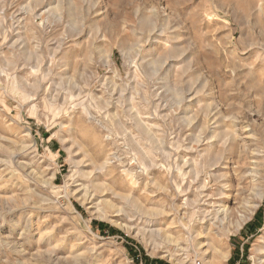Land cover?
<instances>
[{
	"label": "rangeland",
	"instance_id": "374dc122",
	"mask_svg": "<svg viewBox=\"0 0 264 264\" xmlns=\"http://www.w3.org/2000/svg\"><path fill=\"white\" fill-rule=\"evenodd\" d=\"M146 257L264 264V0H0V264Z\"/></svg>",
	"mask_w": 264,
	"mask_h": 264
},
{
	"label": "bare ground",
	"instance_id": "6f19581e",
	"mask_svg": "<svg viewBox=\"0 0 264 264\" xmlns=\"http://www.w3.org/2000/svg\"><path fill=\"white\" fill-rule=\"evenodd\" d=\"M217 137V136H216ZM216 140V139H215ZM217 143V142H216ZM218 155V154H217ZM221 156H220V158L219 159H217V160H212L211 161V159L210 160H206L205 161V163L206 164H208V165H210V166H215V165H218V164H220L221 165V160H222V155L223 154H220ZM229 155V154H228ZM219 156V155H218ZM229 157V156H228ZM239 157V156H238ZM213 158H215V157H213ZM224 158H226V157H224ZM243 158V157H242ZM226 160V159H225ZM225 162V161H224ZM204 166H207V165H204ZM203 170L202 171H197V172H195V174L193 173V175L191 176L194 180H193V182H196V183H201L202 182V176H203ZM202 173V174H201ZM196 186V185H195ZM224 187V186H223ZM191 188H193V184H190V186H189V189H191ZM226 188V187H225ZM229 188V187H228ZM250 188V187H249ZM204 188H202L201 189V191L203 190ZM227 189V188H226ZM225 190V189H224ZM228 190V189H227ZM244 190H247V187L244 189ZM244 190H243V193H244ZM188 192V191H187ZM191 193H194V192H191ZM242 191L239 193V195H234V199L235 200H237V201H241L242 200V198H241V196H242ZM200 194V193H199ZM224 194V193H223ZM198 195V194H197ZM260 196L262 197L263 196V193H261L260 194ZM227 197V200H228V198H230L231 196H226ZM238 203V202H237ZM165 204H166V202H165ZM240 204V203H239ZM167 205V204H166ZM165 207V206H164ZM238 207V206H237ZM166 208H167V206H166ZM164 209V208H163ZM164 211V210H163ZM165 211H167V210H165ZM170 211V210H169ZM173 211V210H172ZM161 213V212H160ZM163 213H165V212H163ZM162 213V214H163ZM161 214V216H163ZM231 214H232V212H231ZM158 215H159V212H158ZM165 215H168V214H165Z\"/></svg>",
	"mask_w": 264,
	"mask_h": 264
},
{
	"label": "trees",
	"instance_id": "16d2710c",
	"mask_svg": "<svg viewBox=\"0 0 264 264\" xmlns=\"http://www.w3.org/2000/svg\"><path fill=\"white\" fill-rule=\"evenodd\" d=\"M260 213H259V215H256V217L254 218V221L253 222H251L250 223V227H251V230L253 231L255 228H258V227H260V225H261V222H260ZM99 225L102 227V228H105V227H107V225L106 224H104V223H99ZM112 228V227H111ZM151 259H149L148 257H146V263L147 264H168V263H166V262H164V261H162V260H157V261H151V262H149ZM233 262V261H232ZM234 263V262H233ZM232 263V264H233Z\"/></svg>",
	"mask_w": 264,
	"mask_h": 264
},
{
	"label": "built area",
	"instance_id": "2783aa9c",
	"mask_svg": "<svg viewBox=\"0 0 264 264\" xmlns=\"http://www.w3.org/2000/svg\"><path fill=\"white\" fill-rule=\"evenodd\" d=\"M196 264H203L201 261H197Z\"/></svg>",
	"mask_w": 264,
	"mask_h": 264
}]
</instances>
